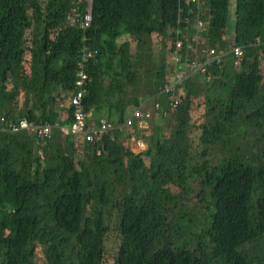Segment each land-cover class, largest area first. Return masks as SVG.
I'll return each instance as SVG.
<instances>
[{"label":"trees","instance_id":"obj_1","mask_svg":"<svg viewBox=\"0 0 264 264\" xmlns=\"http://www.w3.org/2000/svg\"><path fill=\"white\" fill-rule=\"evenodd\" d=\"M75 1L84 12L82 0H0V117L53 126L46 141L0 132V264H106L112 225L114 264H264V0H236L235 28L233 0H94L87 29L68 25ZM196 17L209 21L207 49L247 46L243 67L229 53L189 73L175 132L154 130L135 154L137 126L125 123L150 98L171 110L164 91L190 62L177 44L198 32ZM86 48L85 122L110 129L79 147L63 128L76 122ZM205 187L214 204L202 236L192 195L205 200Z\"/></svg>","mask_w":264,"mask_h":264},{"label":"built area","instance_id":"obj_2","mask_svg":"<svg viewBox=\"0 0 264 264\" xmlns=\"http://www.w3.org/2000/svg\"><path fill=\"white\" fill-rule=\"evenodd\" d=\"M93 21V1L88 4L87 9L82 12L78 7L73 12H70L67 17V22L70 27H81L83 29L90 28ZM202 21V22H201ZM205 22V25L204 23ZM198 25V26H197ZM209 25V21L206 22L203 18L196 17L194 27L197 29V33L191 38L190 34H185L184 38L180 39L177 44V51L184 52L187 58H190V62L186 69L178 73L174 80H169L168 85L165 88L166 93L170 96L172 102V109L177 111L180 105V99L177 95L178 86L183 83L188 77L189 73H199L206 75L209 72L210 66L214 64H222L227 54L231 53L235 57V67L241 70L248 51L247 46L239 45L235 40H232L231 50L229 52H219L216 48L203 49L200 43H195V37L201 35L200 32L204 31ZM204 26V27H203ZM93 57V53L88 48L84 50L83 58L78 63L77 71V93L73 99L75 105V118L76 122L73 125L71 131L76 136L77 143L84 139L91 144L99 142L103 134L108 133L110 125L105 121H101V126L98 128L96 125L91 124L87 127L85 117L88 114L82 111V105L87 94V87L91 77L88 73V63ZM179 57L177 61H179ZM152 117L150 113H144L142 110L136 111L132 117H130L125 125L133 126L141 121L144 124V128H149L147 120ZM67 131V130H66ZM67 131V132H68ZM0 132L18 134L21 132L32 133L37 136L41 141H46L52 134V126L49 124L36 125L34 122L27 118H7L2 116L0 119Z\"/></svg>","mask_w":264,"mask_h":264},{"label":"rangeland","instance_id":"obj_3","mask_svg":"<svg viewBox=\"0 0 264 264\" xmlns=\"http://www.w3.org/2000/svg\"><path fill=\"white\" fill-rule=\"evenodd\" d=\"M85 1L87 3L92 2L93 0H82ZM232 7H231V16H232V22H233V27L235 28L234 25V17L236 15V7H237V1L233 0L232 2ZM74 4H77V2H74ZM202 22V21H201ZM205 25V22H203ZM198 26V25H197ZM204 27V26H203ZM200 43L201 48H206L207 45V41L205 39V37L201 34V35H197L195 37V43ZM231 50V43H229L228 46V50H224L222 52H229ZM175 60L176 57H171L169 59V63L173 66H176L175 64ZM187 67V65H185V68L183 70H185ZM175 69V68H174ZM195 80L196 77H193ZM24 92H21V96L19 99V105L21 104L22 106H24L25 103V98H24ZM148 104H152L154 105V101L150 98L147 101ZM221 103V102H220ZM64 105V104H63ZM219 112V109H218ZM177 113L171 112L168 114H159V113H155V118L153 120V122L151 123L149 128H142L141 130H132V136L134 135L135 139H132L127 142V144H129V147L131 148V150L135 153V154H140L141 152L145 151L148 149L150 141H149V137L154 133L155 131H161L163 132L165 135H170L172 133L175 132V128L178 126V120L176 118ZM165 116V117H164ZM161 118V119H160ZM163 118V119H162ZM129 130V129H128ZM68 131V130H67ZM64 129V133L68 134L70 131L67 132ZM243 145L246 147L248 144H244ZM79 146H82V142L80 140ZM257 148H254V150H256ZM80 155H84V153L79 151ZM80 155H78V159H80ZM121 189V188H119ZM174 192H177V189L173 188ZM179 193V191L177 192ZM198 193V188L196 189V193L192 195V198L196 201L199 202V207H200V212H199V222H195V231H201L202 232V236L203 234H205V232L207 231V229H209V216L213 214V204L214 201L211 198V196L208 194V189L207 187L204 188V196L206 197L205 200L200 201L199 196H197ZM170 222V216L169 219L167 221V223ZM109 236H108V240H107V252H106V264H114V260L115 257L118 253L119 250V245H120V238H119V233L117 231V228L112 225L110 227L109 230ZM262 249H260L263 253H264V244L261 243ZM42 252V249H39V253Z\"/></svg>","mask_w":264,"mask_h":264},{"label":"clouds","instance_id":"obj_4","mask_svg":"<svg viewBox=\"0 0 264 264\" xmlns=\"http://www.w3.org/2000/svg\"><path fill=\"white\" fill-rule=\"evenodd\" d=\"M75 2H77V1H75ZM85 2V1H84ZM93 2H94V0H93ZM89 4V3H88ZM77 6L72 10V12L75 10V9H77L78 7L80 8V5H79V3L77 2V4H76ZM88 7V6H87ZM81 9V8H80ZM87 9V8H86ZM232 40L230 39V42H231ZM236 41V40H235ZM262 57H264V56H262ZM177 56H176V62H177ZM182 71V69L180 68V67H176L175 69H174V74L171 76V77H169L168 78V82H169V80H174L175 79V76L176 75H178V73H180ZM201 75V74H200ZM207 75V74H206ZM185 81V80H184ZM184 81H183V83H184ZM183 83L181 84V85H179L178 86V90H177V95H178V97H179V99H180V104H181V96H180V90H181V87H182V85H183ZM164 94H167L166 93V91H164ZM168 95V94H167ZM169 96V95H168ZM148 101V100H147ZM147 101L144 103V105H143V107L141 108V109H139V110H142L144 113H150L151 115H152V117L149 119V120H147L146 122H147V124L149 125H151V123L153 122V120H154V118H155V115H154V112L155 113H162V110H161V108H162V105L161 104H159L158 102H157V100H155L154 101V105H152V104H149V105H151L150 106V108H147L146 106H145V104L147 103ZM169 101H170V104H171V110L170 111H168L166 114H168V113H171V112H174V113H178L179 111V109L177 110V111H174L172 108V102H171V100H170V96H169ZM148 104V103H147ZM180 106V105H179ZM138 111V110H137ZM136 111H134V113H135ZM133 113V114H134ZM90 114V113H89ZM3 116H5V115H3ZM2 117V116H1ZM1 117H0V119H1ZM8 118V117H7ZM11 118H15V119H17L16 117H11ZM102 121V120H101ZM101 121H100V123H101ZM94 125H96L97 126V124H94ZM150 125H149V127H150ZM133 126H137L138 128H140V130L142 129V128H144L143 126H144V124H142L141 123V121H139L137 124H134ZM132 127V126H131ZM52 128H53V126H52ZM65 130H68V129H65ZM63 131H64V128H63ZM34 135V134H33ZM105 134H103V136H104ZM103 136H102V138H103ZM101 138V139H102ZM101 141V140H100ZM99 141V142H100ZM79 143L80 142H78L77 144H78V146H79ZM80 147V146H79Z\"/></svg>","mask_w":264,"mask_h":264},{"label":"crops","instance_id":"obj_5","mask_svg":"<svg viewBox=\"0 0 264 264\" xmlns=\"http://www.w3.org/2000/svg\"><path fill=\"white\" fill-rule=\"evenodd\" d=\"M233 5H234V4H233ZM231 7H232V6H231ZM234 20H235V17H234ZM234 20H233V21H234ZM24 96H25V94H24ZM24 98H25V97H24ZM145 106H146L147 108H150L151 105H149V104L146 103ZM19 109H23V106H22L21 104L18 106V111H19ZM161 114L165 115L166 113L162 112ZM91 116H92L91 113L88 114V118H91ZM164 117H165V116H164ZM160 119H161V118H160ZM162 119H163V118H162ZM90 120H91V119H90ZM91 123L94 124L95 121L92 120ZM137 130H140V128L137 127L136 131H137ZM21 133H22V132H21ZM131 134H132V133H131ZM28 135H30V136L33 137V134H32V133H29ZM131 138H132V139H135L134 135H133V136L131 135V136H130V139H129L127 142H129V141L131 140ZM130 149H131V148H130ZM131 151H132V150H131ZM132 152H133V151H132ZM143 152H144V151H143ZM141 153H142V152H141Z\"/></svg>","mask_w":264,"mask_h":264}]
</instances>
